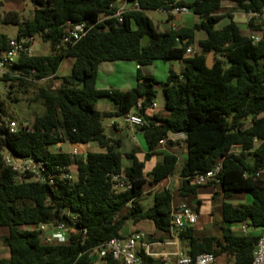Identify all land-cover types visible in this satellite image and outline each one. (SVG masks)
<instances>
[{"label":"trees","instance_id":"obj_1","mask_svg":"<svg viewBox=\"0 0 264 264\" xmlns=\"http://www.w3.org/2000/svg\"><path fill=\"white\" fill-rule=\"evenodd\" d=\"M29 1L34 6L32 19L23 21L19 13L11 11L4 15L3 22L18 27L17 38L40 39L50 49L20 59L11 68V75L2 79L12 82L10 94L15 82L25 93L34 88L31 101L40 102L45 112L30 122V132L11 133L0 128V147L18 157L42 160L56 175L71 172L70 167L75 166L77 180L57 179L55 185L19 181L11 169L0 167V227L9 231L2 238L9 257L0 256V264H95L94 250L111 239L122 238L127 221L152 222L163 234L155 241L173 236L175 195L168 189L156 192L154 204L147 210L141 200L147 185L158 186L175 174L178 156L163 154L162 161L147 175L146 163L139 160L136 151L122 153V139L106 134L103 118L123 117L131 111L147 118L140 131L149 157L158 154L160 142L170 134L186 135L183 143L187 159L180 171V197L196 198L199 189L208 187H220L224 198L240 192L252 197L251 203L224 204L219 235L198 237L192 227L180 232V241L188 242L183 251L192 257L214 253L217 259L228 256L234 258V264H251L261 238L254 230H264V20L250 18V34L246 35L231 14L220 12L224 2H233L246 15L260 14L264 0ZM118 1L137 2L140 9L128 11L122 23L103 20L114 14L116 10L110 11V5ZM174 7L190 9L199 22L193 28L159 30L147 15L156 10L169 13ZM225 18L228 23L217 29ZM83 23L91 28L88 35L64 45L67 29ZM198 32L206 33V38L198 41L200 52L187 56ZM257 34L263 38L254 44L251 36ZM145 35L150 37L147 45ZM11 39L0 34V52ZM211 53L215 65L208 68L206 60ZM67 58L73 60L69 77H63L56 88L38 86L44 80L60 79L58 73ZM169 60L182 61L184 69L181 74L171 72L163 84L166 118L147 116L156 102L158 82L140 71L131 90L95 88L101 63L134 61L140 69ZM101 99H109L116 106L115 112L98 111ZM139 103L142 108L137 109ZM4 115L1 108L0 122L7 120ZM64 143H95L99 150L86 158L49 150ZM169 145L174 146L172 142ZM233 146H241L242 152L230 154ZM124 157L129 161L126 167ZM220 162L221 172L215 181L207 186L193 183L195 176L207 173ZM121 173L126 174L132 188L116 194L111 177ZM195 200V211L199 213L202 202ZM58 221L66 222L73 230L68 244L46 245L37 231L28 229ZM243 223L251 228L248 233L226 226ZM139 255L142 264H167L146 256L144 251ZM101 261L119 264L111 257Z\"/></svg>","mask_w":264,"mask_h":264},{"label":"built area","instance_id":"obj_2","mask_svg":"<svg viewBox=\"0 0 264 264\" xmlns=\"http://www.w3.org/2000/svg\"><path fill=\"white\" fill-rule=\"evenodd\" d=\"M140 6L137 2L128 3L125 1H118L110 5V11H114L113 15H108L103 20H117L118 23L123 22L124 15L131 10H139ZM164 11V10H162ZM168 13V12H167ZM191 13V10L186 7H174L168 13L170 15H187ZM248 20L252 17H256L260 20H264V10L260 14L247 15ZM69 26H73L70 24ZM90 27L86 24L74 25L67 29V33L64 37V45L72 44L81 41L86 37L90 31ZM262 35L251 36V41L257 44L262 40ZM180 42L179 39L176 40ZM59 49V47H58ZM42 51V46L37 44L33 38L21 36L19 38L11 39L8 42V46L5 50L0 52V75L5 77L11 75V68L14 64L24 57H32L37 52ZM196 52L192 47L187 50V56H192ZM31 73H33L31 71ZM16 77L26 79L20 74H16ZM32 76V75H31ZM45 81V80H44ZM156 102L152 108H156ZM142 108L141 103L138 104L137 109ZM125 123L132 130H140L145 125L144 116L136 114L134 111L127 113L124 116ZM251 123V118L247 121V124ZM0 128H6L11 133L17 131L30 132L31 124L24 122L17 124L10 120L0 122ZM186 135L170 134L168 138L162 140L160 145H166L169 142L175 143L178 141H185ZM70 144V143H69ZM72 150L70 155L73 157H84L90 153L91 143L89 144H70ZM242 152L241 146H233L230 154L239 155ZM0 167L11 169L18 176L19 181L37 182L40 184L55 185L57 179L60 181L74 180L71 172H62L61 175H56L42 160L37 159L34 156L18 157L13 155L7 148L0 147ZM222 164L218 163L212 170L205 174L197 175L193 178V183L197 186H207L211 182L215 181L219 173L221 172ZM62 171V169H60ZM113 190L116 194L127 192L132 188V184L129 181L125 173L116 174L111 177ZM198 222V215L190 208L184 206L180 211L173 212L172 225L176 230L173 231V242L164 243L157 241L155 244H151L147 241L145 234L141 232H135L127 238H114L107 243L101 245L94 250L92 256L97 259H103L111 257L119 264H142L139 253L144 251L146 256L154 259H162L167 264H217V258L214 253H202L195 257L187 255L182 249H178L173 254H164L158 252L155 247L166 246H178L179 233L184 232L187 228L193 227ZM28 229L35 230L39 233L41 241L46 245H64L70 242V238L73 234V230L69 224L64 221H58L50 224H40L30 226ZM251 230L247 223L240 225V231L248 233ZM171 258H175V263H171ZM251 264H264V232L261 234V238L258 241L253 260Z\"/></svg>","mask_w":264,"mask_h":264},{"label":"rangeland","instance_id":"obj_3","mask_svg":"<svg viewBox=\"0 0 264 264\" xmlns=\"http://www.w3.org/2000/svg\"><path fill=\"white\" fill-rule=\"evenodd\" d=\"M17 12L19 13L21 19L23 21H27L32 19L33 12H34V6L29 0H0V34L7 35L9 38H17L18 34V27L13 24H6L3 22V17L8 12ZM221 15L228 16L232 15L235 18V21L238 23L241 31L248 35V16L243 13L241 10H239L235 3L233 2H224L222 11L220 12ZM148 17L153 21L156 27H159L160 29L163 28L165 25L168 30L171 29V25L174 23V20H169L168 13L162 10H156V11H148L147 12ZM228 18L223 19L218 25L217 29L223 28L228 23ZM197 36L199 38H206V33L199 32L197 33ZM37 44L42 45V50L46 51L49 50L50 47L47 43L42 42L40 39L37 40ZM194 51L199 52L198 45L192 46ZM72 64L73 60L70 58H67L63 61L60 70H59V78L58 80H48L38 83V86H51L52 88L58 87V85L61 82V79L63 77H69L72 72ZM136 65H138L134 61H119L115 63H109V64H102V67L100 68V71L98 73V77H96L97 85H104L107 86H116L121 87L122 85L124 87H132L131 83V75L129 73L132 72V74L137 73ZM123 67V73H108L104 71V69L111 68L108 70H111L113 68ZM183 69V65L181 61L177 60H169V61H155L151 65L142 66L141 74L145 77H153L158 84L156 85L157 89V97H156V109H158L161 113L166 110V98L163 91V84L168 80V77L170 76L171 72H175L176 74H180ZM11 83L12 82H5L1 75H0V115H1V108L5 111L4 117L7 120L13 121L17 124H22L24 122H33L35 117L42 116L45 112L44 106L40 102H32L31 100L34 97V93L36 90L34 88H28L27 93L23 92L24 88H20L18 83L15 82L13 94H10L11 92ZM104 101H107V99H101L99 100L98 109H100L101 104H103ZM103 110H107L106 104L102 107ZM116 121L120 128V138H122V153H130L133 148L138 147V151L141 148L142 150H146V145L144 141V137L140 132H135L134 130L130 129L127 124L124 121L123 117H115V118H109L105 117L103 118V124L106 129V134L108 136H113L114 130L111 128L112 122ZM181 143L183 141H178L174 143L175 147L173 150L174 153H176L179 156L183 155V147H180ZM92 150L90 152H94L99 150L98 145L95 143H91ZM166 148L170 149L173 148L169 143L165 145ZM51 152H58L62 151L64 153L70 154L72 148L70 144L64 143L62 146H51L49 148ZM163 155L159 154L156 156L157 161H162ZM123 165L126 167L129 165V161L124 157L123 159ZM71 173L73 175V179L77 180V173H76V167L71 166L70 167ZM261 177L264 178V172L261 174ZM162 188H170L171 190H174L175 188L171 186V184L166 183L158 188H151L147 186L146 188V194L143 196L141 200L142 207L147 210L151 208L154 204V194ZM217 188V194H213L208 192L206 189L202 188L199 189L197 192V196L190 197L189 199H186V203L189 207L192 208V210L197 214V212L193 209L192 202L195 199H198L202 202V207L200 208V218L204 220L205 222V228L204 231L200 232L199 236H212V235H219L221 232V225H222V211L223 206L225 203H231V204H237L241 205L244 203H251L252 197L243 194H237L233 198H224L222 192L219 190V187ZM184 200L177 197L175 202L176 203H182ZM213 213V222L210 224L208 222L209 216ZM151 222L143 221L138 224L133 223L132 221H127L125 226L123 227L121 231L122 236L128 235L130 232L133 231H147V228ZM231 227L232 229L238 231L240 230V225H226ZM9 231L8 228L0 227V256L6 257L8 255V249L2 244V238L6 235H8ZM254 233L259 235L263 233L262 229L254 230ZM188 242L185 241L183 244L181 243V248L183 250L185 244ZM95 264H103L101 259H96ZM234 264V258L223 256L220 261H217V264Z\"/></svg>","mask_w":264,"mask_h":264},{"label":"crops","instance_id":"obj_4","mask_svg":"<svg viewBox=\"0 0 264 264\" xmlns=\"http://www.w3.org/2000/svg\"><path fill=\"white\" fill-rule=\"evenodd\" d=\"M168 18H169V20H174V23L171 25V29H173V30H178V29H181V28H193L194 26H195V24H197L198 22H199V17L198 16H196L193 12H191V13H189V14H187V15H171V17H170V14H168ZM235 19V18H234ZM237 23V22H236ZM238 24V23H237ZM155 25V24H154ZM156 27V26H155ZM159 30H164V29H167V27L164 25L163 26V28L162 29H160L159 27H157ZM199 33V32H198ZM250 34V31H249V27H248V35ZM257 35H262V34H257ZM203 38H199L198 36H197V34H196V43L195 44H193V45H191V47L192 46H195V45H198V41H200V40H202ZM198 50H199V52H200V49H199V47H198ZM195 52H197V51H195ZM119 62V61H118ZM130 62V61H129ZM109 63H115V62H104V63H101V65L99 66V71H100V68L102 67V64H109ZM181 63H182V65H183V69H184V64H183V62L181 61ZM73 65V64H72ZM108 69H111V68H107V69H104V71H106V72H108L109 74L110 73H112V74H115V73H123V67H118V68H113L112 69V72H111V70H108ZM141 69L142 68H140L139 69V66L138 65H136V70H137V73H136V75L135 74H132V72L131 73H129L130 75H131V83H129V84H132V87H124L123 85L121 86V87H116V86H107V87H105L104 85H97V82L95 81V88L97 89V90H110V89H113V90H120V91H128V90H131V89H133L135 86H136V83H137V75H138V71H140V73H141ZM183 69H182V71H183ZM99 71H98V73H99ZM181 71V72H182ZM181 74V73H180ZM98 75V74H97ZM58 77H59V74H58ZM98 77V76H97ZM148 77V76H147ZM97 79V78H96ZM106 104V106H107V110H103L102 109V107L104 106ZM98 105H99V102L97 103V106H96V108H97V110L98 111H100V112H102V113H113V112H115V110H116V106L109 100V99H107V101H104L103 102V104H101V106H100V109H98ZM155 115H157V116H160V117H162V118H166L167 116H168V114L166 113V110H164V112H160L158 109H156V108H152L150 111H148L147 112V116H155ZM128 126V125H127ZM129 127V126H128ZM111 128L114 130V134H113V136L115 137V138H117V139H122V138H120V131H121V128H120V126H119V124L116 122V121H114V122H112V124H111ZM130 128V127H129ZM131 129V128H130ZM135 131V130H134ZM135 132H140L142 135H143V132L142 131H140V130H136ZM143 137H144V135H143ZM145 141V140H144ZM184 142V141H183ZM174 144V143H173ZM145 145H146V143H145ZM59 146H62V145H59ZM180 147H183V155L182 156H179V155H177L178 156V158H179V163H178V165H177V168H176V172H175V174L172 176V177H170V178H167V179H165L164 181H162L161 182V184H159L158 186H150V185H147V186H149V187H151V188H158V187H161L162 185H164L165 183H166V185L169 183V184H171V186L172 187H174L175 189L174 190H171L170 188H162V189H159L158 191H162V190H164V189H168V190H170L174 195H175V197H174V200H173V212L174 211H180L181 210V208L182 207H184V206H186V207H188V208H190V209H192L191 207H189L188 206V204L186 203V199H189L190 197H188V198H182V197H180L179 195H178V191H179V189L181 188V186H182V179H181V177H180V171H181V168H182V165L186 162V159H187V155H186V149H185V145H184V143H181V145H180ZM92 148V147H91ZM138 147H135V148H133L132 150H135L136 151V156L139 158V160L140 161H144L145 163H146V169H145V174H149L152 170H153V168L158 164V163H160L159 161H157L156 160V156L157 155H159V154H173L174 152H173V150H175L174 148L175 147H173V148H170V149H168V148H166L165 147V145H160L159 146V148H158V154H154V155H152L151 157H148V151H147V147H146V150L145 149H139L140 151H138V149H137ZM127 154V153H126ZM175 154V153H174ZM147 179H148V181H151V178L150 177H148L147 176ZM147 188V187H146ZM204 189H206L208 192H210V193H213V194H217L216 192H217V188L216 187H208V188H204ZM219 190L221 191V189H220V187H219ZM157 191V192H158ZM145 192H146V190H145ZM237 194H243V195H245V196H247L246 195V193H235L234 195H232V197L231 198H233L235 195H237ZM177 197H179V198H181L182 200H184L182 203H176L175 202V200H176V198ZM192 204H193V209L195 210V204H196V200H194L193 202H192ZM244 204H247V203H244ZM232 205H237V204H232ZM240 205V204H239ZM202 207V206H201ZM201 210V209H200ZM197 215H198V222H197V224L195 225V226H193L192 228L194 229V231H195V234H196V236H198V237H205V236H199L198 234L200 233V232H202V231H204V228H205V222H204V220H203V218L201 219L199 216L201 215L200 214V212L199 213H197ZM212 216H213V213H212V215H210L209 216V220H208V222L211 224L212 222H213V218H212ZM135 232H141V231H133V232H130L128 235H126V236H122L123 238H127V237H129V236H131L133 233H135ZM263 232H264V230H263ZM141 233H143V234H145V236H146V238H147V241L149 242V243H151V244H155V242H157V241H155V239H158V238H160V237H162L163 236V234L161 233V232H159V231H157V229L155 228V226H154V224L151 222L150 224H149V226H148V228H147V231H144V232H141ZM212 236H214V235H212ZM173 240H174V237L172 236L171 238H166L164 241H162V242H164V243H168V242H173ZM181 241H179V244H178V246L176 245V246H166V247H155V249L160 253V252H163L164 254H173V253H175L179 248L180 249H182L181 248ZM183 244V243H182ZM9 257V251H8V255L6 256V257H3V258H8ZM222 257H220V258H218V260L217 261H220V259H221ZM171 263H175V258H171ZM218 264H219V262H218Z\"/></svg>","mask_w":264,"mask_h":264},{"label":"water","instance_id":"obj_5","mask_svg":"<svg viewBox=\"0 0 264 264\" xmlns=\"http://www.w3.org/2000/svg\"><path fill=\"white\" fill-rule=\"evenodd\" d=\"M149 42H150L149 35H145V37H144V44L147 45V44H149ZM206 65H207L208 68H213L214 67V65H215V58H214V54L213 53H211V54L208 55L207 60H206ZM144 119L147 122V118L145 116H144ZM175 230L176 229L173 228V231H175Z\"/></svg>","mask_w":264,"mask_h":264}]
</instances>
